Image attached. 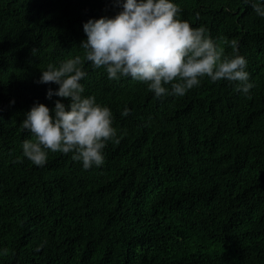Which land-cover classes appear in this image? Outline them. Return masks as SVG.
I'll return each instance as SVG.
<instances>
[{
	"label": "trees",
	"instance_id": "trees-1",
	"mask_svg": "<svg viewBox=\"0 0 264 264\" xmlns=\"http://www.w3.org/2000/svg\"><path fill=\"white\" fill-rule=\"evenodd\" d=\"M173 2L226 55L237 42L251 99L206 77L157 98L85 62L82 95L111 110L120 139L85 170L72 153L34 165L22 121L69 103L47 98L59 85L41 71L83 57V25L123 0H0V264H264V17L245 0Z\"/></svg>",
	"mask_w": 264,
	"mask_h": 264
},
{
	"label": "clouds",
	"instance_id": "clouds-1",
	"mask_svg": "<svg viewBox=\"0 0 264 264\" xmlns=\"http://www.w3.org/2000/svg\"><path fill=\"white\" fill-rule=\"evenodd\" d=\"M245 3H251L255 13L264 17L260 0ZM180 13L173 0H123L122 10L113 18L85 23L87 39L79 45L83 57L67 59L59 67L49 64L41 71L37 83L59 85L55 93L49 89L47 98L56 95L69 103L57 100L52 110L35 104L26 113L22 128L34 139L24 141V157L43 167L49 152L72 153V159L82 162L87 170L103 165L107 142L120 143L111 110L98 104L94 96L82 95L85 89L80 81L87 75L85 62L94 69L104 68L110 80L130 77L142 82L157 98L183 97L206 77L213 83H234L237 92L251 99L254 84L245 70L246 59L238 55L237 42L231 41L237 54L226 55L225 48L206 35L203 27L193 28L179 18ZM122 115H129V110Z\"/></svg>",
	"mask_w": 264,
	"mask_h": 264
}]
</instances>
